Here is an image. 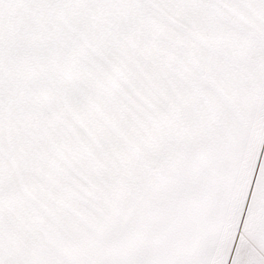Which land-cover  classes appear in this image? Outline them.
Returning <instances> with one entry per match:
<instances>
[{
  "label": "snow or ice",
  "instance_id": "snow-or-ice-1",
  "mask_svg": "<svg viewBox=\"0 0 264 264\" xmlns=\"http://www.w3.org/2000/svg\"><path fill=\"white\" fill-rule=\"evenodd\" d=\"M0 264H264V0H0Z\"/></svg>",
  "mask_w": 264,
  "mask_h": 264
}]
</instances>
